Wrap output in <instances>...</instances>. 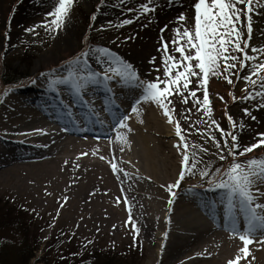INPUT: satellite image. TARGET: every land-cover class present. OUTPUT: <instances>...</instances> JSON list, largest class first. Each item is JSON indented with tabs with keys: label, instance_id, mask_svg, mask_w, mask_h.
I'll return each instance as SVG.
<instances>
[{
	"label": "bare ground",
	"instance_id": "obj_1",
	"mask_svg": "<svg viewBox=\"0 0 264 264\" xmlns=\"http://www.w3.org/2000/svg\"><path fill=\"white\" fill-rule=\"evenodd\" d=\"M31 2L24 11H15L9 28L27 26L37 15L40 6ZM8 3L9 0H0V22L9 9ZM180 3L181 0H176V6L170 7L166 0H161L160 9L150 17L151 22L143 18L151 25L135 42L121 49H110L132 63L142 77L153 78L149 61L160 55V29L165 24L172 26L178 12L185 11L188 1L184 0V7H180ZM103 8L97 14L98 19L110 16ZM254 25L251 44L264 46V17H254ZM5 32L10 35L11 30L0 33L2 50L10 40L5 38ZM165 35L171 37L172 32ZM53 60L44 59L32 73V78L40 73H44L45 78L39 79L36 85L30 83L6 89L8 95L0 102V191L10 192L15 199L29 205L48 225L46 232L50 236L62 233L65 239L107 241L134 239L125 225L126 205L117 203V197L126 195L140 228L135 239L140 238L146 250L143 264H226L233 258L242 242L223 229L222 206L212 207L210 203L220 198L219 191H206L207 187L197 186L198 180L185 185L183 181L169 208V194L161 185L173 183L177 178L179 156L173 147L176 141H163L175 137L174 129L155 106L142 105L140 117L131 114L128 108L125 113L130 115L128 123L132 128L127 134L130 147L125 146L120 152L117 145L109 143L115 133H100L89 112L106 108L112 120L109 109L117 113L119 108L111 99L125 102L128 95L134 94L131 86L110 83L112 91L109 92L102 85H90L82 96H77L70 85H59L57 91H52L47 79L67 75L70 61L56 63ZM94 61L95 57L89 61L92 69L99 70L100 65ZM44 63L47 65L42 67ZM2 94L0 86V97ZM252 110L256 120L237 115L238 122L244 123L251 134L254 130L264 132V111L256 106ZM74 114L84 122L85 125L81 124L85 129L70 127L69 119ZM85 122L89 124L86 126ZM37 129L43 131L37 132ZM113 157L114 162L133 174L131 180L122 174L120 179L116 178L108 163ZM261 238L264 237L258 236L257 240ZM249 248L255 257L252 264H264V247L254 242Z\"/></svg>",
	"mask_w": 264,
	"mask_h": 264
},
{
	"label": "snow or ice",
	"instance_id": "obj_2",
	"mask_svg": "<svg viewBox=\"0 0 264 264\" xmlns=\"http://www.w3.org/2000/svg\"><path fill=\"white\" fill-rule=\"evenodd\" d=\"M47 2L50 7L44 22L26 29L27 32L33 33L36 27H43L48 32L58 34L63 29L75 0ZM109 2L99 0L101 7L96 11H101ZM166 3L170 7L176 6V0H166ZM112 7L133 13L132 18L123 19L115 25L123 27L141 18L151 22L150 17L160 9L161 0H138L136 4H132L131 0H118L112 3ZM180 7H184V0H181ZM256 16L264 17V0H188L187 8L178 12L173 25L165 24L160 29V55L149 61L156 73L153 78L142 77L132 63L104 46L81 51L68 62L67 75L47 79L50 90L57 91L59 85H70L77 96L86 93L90 85H102L109 92L112 91L110 83L131 86L134 100L129 103V108L130 113L137 117L141 116L142 105L155 106L164 121L174 129L176 143L173 147L179 156L177 178L173 183L161 185L169 194V208L175 202L176 189L187 177L198 174L202 181L199 187L203 188L206 184V191H219L220 198L210 203L212 207L222 206L223 229L242 242L236 255L226 264H241V261L252 264L255 257L249 245L257 242L264 247V238L257 240L258 236L264 237V156H248L256 150L264 151V132L255 133L252 142L244 143L237 133L244 129L245 124L229 114L226 107L224 116L230 128L222 127L214 118L209 85L213 79L223 81L230 88L227 97L233 104H254L258 110L264 111V46L251 44ZM90 20H97V16L93 14ZM168 31L172 32L171 37H166ZM4 36L10 39L9 33L5 32ZM93 57L94 62L100 65L99 70H92L89 61ZM41 78H45L44 73L38 74L30 82L36 85ZM236 81L246 85L239 97L231 90L235 88ZM4 95H8V91ZM215 97L227 105L225 95L215 93ZM241 111L243 116L253 121L257 119L251 107L245 106ZM109 113L112 116L111 130L115 133V138L110 139L109 143L117 145L119 151L123 152L125 146L130 147L127 135L132 132L128 123L130 115L118 114L111 109ZM193 114H197L195 122L191 119ZM140 123H143V119H140ZM199 124L205 125L203 131L197 127ZM193 132L210 142L215 148L212 155L226 163L213 167L204 162L203 156L209 149L189 140ZM100 159L103 160L104 156L101 155ZM114 160L115 157L108 163L116 178L120 179L122 174L131 180L133 174L126 172ZM201 163L204 164L202 168L199 167ZM121 191H124L123 188ZM64 199L66 202L67 197ZM117 203L126 205L125 225L134 239L137 238L140 228L133 218L127 196L117 197ZM167 235L165 232V238Z\"/></svg>",
	"mask_w": 264,
	"mask_h": 264
},
{
	"label": "rangeland",
	"instance_id": "obj_3",
	"mask_svg": "<svg viewBox=\"0 0 264 264\" xmlns=\"http://www.w3.org/2000/svg\"><path fill=\"white\" fill-rule=\"evenodd\" d=\"M30 2L9 0V9L0 22L1 32L11 30L9 43L8 40H5L7 42L6 48L2 50L0 45V86L3 93L0 102L6 98L5 90L10 88L4 85L3 81L6 82L9 78L18 79L17 86L30 84L29 80L32 79L33 71L41 62H44V59H54L53 61L59 63L62 60L73 59L81 51L88 48L106 46L111 49H121L122 46L135 42L137 36L141 35L151 25L141 18L137 21L138 23L115 27L123 19L133 17V13L127 12L126 9L123 10L124 13H120L118 10L121 9L112 7V3L118 2V0H110L106 6H103V9H107L106 12L110 13V16H101L99 19L97 17V20L91 21L90 17L93 14L97 16L99 12L96 11L100 7L99 0H75L70 16L58 34L48 32L43 27H36L35 32L29 33L26 29L42 24L50 7L47 0H32L33 3H38L40 6L37 15L29 21L27 26L15 30L9 28L12 26L10 20L15 11H22L26 6H29ZM131 2L136 4L138 0H131ZM109 22L112 24L111 27H109ZM102 28L104 30H101ZM1 39L0 34V43ZM252 45L256 46L255 44ZM46 65L44 63L41 66L45 67ZM151 66L153 67V65ZM152 67V76L154 77L156 73ZM212 81L213 84L209 85L210 98L213 100L215 93H219L225 95V99L228 100L225 106L215 97L213 100L214 118L221 123L222 127L229 129L230 126L225 123V107L228 113L238 121L237 115L242 116L243 107L254 108L255 105L233 104L227 97V92L230 90L229 86L220 80L213 79ZM216 82L217 84H214ZM245 86L242 81H236L235 88L231 90L239 97ZM177 104L179 106L178 101ZM180 110L183 111L182 108ZM191 119L192 122H195L197 114H193ZM200 119L205 118L200 117ZM197 127L203 131L205 125L199 124ZM255 132L256 130L252 131L251 134L245 125L244 129L238 131L237 134L242 137L244 143H250ZM165 140L176 141V138H165L163 141ZM189 140L202 144L209 149V152L203 156L204 162L210 163L213 167L226 163L219 161L212 155L215 148L195 132L189 136ZM263 154L264 151L256 150L248 156H264ZM203 166V163L199 165L201 168ZM196 180L201 181L198 174L187 177L183 185ZM47 226L25 202L15 199L10 192L0 191V264H143L146 260V250L140 238H131L128 241L75 237L65 239L62 233L50 236L46 232ZM89 241L92 243H88Z\"/></svg>",
	"mask_w": 264,
	"mask_h": 264
},
{
	"label": "trees",
	"instance_id": "obj_4",
	"mask_svg": "<svg viewBox=\"0 0 264 264\" xmlns=\"http://www.w3.org/2000/svg\"><path fill=\"white\" fill-rule=\"evenodd\" d=\"M17 81H18V79H15V80H14V79H9V78H8V80H7L6 82H5V81H4V82H5V84H9V83L11 84V83H13V82H17Z\"/></svg>",
	"mask_w": 264,
	"mask_h": 264
}]
</instances>
